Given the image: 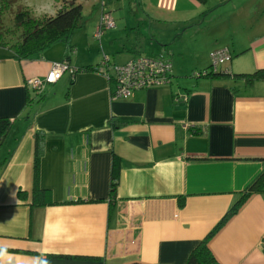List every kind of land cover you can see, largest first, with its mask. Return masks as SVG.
Instances as JSON below:
<instances>
[{
	"label": "crops",
	"instance_id": "0c3cea01",
	"mask_svg": "<svg viewBox=\"0 0 264 264\" xmlns=\"http://www.w3.org/2000/svg\"><path fill=\"white\" fill-rule=\"evenodd\" d=\"M100 5L87 33H73L78 48L33 102L32 122L25 118V79L47 74L68 49L56 42L18 60L0 46V117L13 119L0 146V264H184L264 170V81L183 78L223 47L231 59L220 68H264V26L210 12L209 0ZM102 11L114 26L97 38ZM136 55L169 59V84L112 98L106 74L71 76L105 56L121 64ZM177 94L187 99L176 101ZM35 130L45 135L39 184L53 202L46 205L31 203ZM113 156L120 174L111 198ZM208 246L220 264H264V192L251 194Z\"/></svg>",
	"mask_w": 264,
	"mask_h": 264
},
{
	"label": "trees",
	"instance_id": "16d2710c",
	"mask_svg": "<svg viewBox=\"0 0 264 264\" xmlns=\"http://www.w3.org/2000/svg\"><path fill=\"white\" fill-rule=\"evenodd\" d=\"M57 2L56 11L54 15L42 14L35 16L26 6H20L17 12L13 15V22L18 32L13 29L5 27L4 23L0 20V46L7 47L13 56L18 59H31L47 48L51 47L56 42H62L65 44L68 51L71 53L74 51V46L71 43V37L74 31L82 25V3L78 0H55ZM200 3H204L205 0H198ZM105 0H100L101 4H104ZM105 11H102V14ZM1 14V11H0ZM99 23L98 27H101ZM105 32V31H104ZM104 34V33H103ZM102 34V35H103ZM141 56L136 55L134 57ZM144 56V55H142ZM161 57L162 56H153ZM70 54H67L64 62L67 67L69 66ZM133 58V57H132ZM169 60L167 58H164ZM231 59V53H230ZM170 61V60H169ZM114 65L110 59L96 64H86L84 66L71 69V76L76 72H101L106 74L109 68ZM106 66V69H100V67ZM198 73V75H196ZM109 82L114 84V73H108ZM193 78L212 77V78H231L240 79L245 85H252L257 81H264V68H258L253 71L245 72H231L229 68L222 69L219 66H213L210 62L209 65L203 69L196 70L191 73ZM72 79L69 80L66 87L65 94L67 95L68 87L72 83ZM56 82V81H55ZM26 102L24 105L25 118L30 119L32 122V115L30 114V107L34 103H37L41 97H43V91L26 89ZM110 123L114 126L120 124L110 119ZM13 125V119L8 117H0V146L3 144L6 136L11 130ZM44 140L45 135L39 130L34 132V159H33V187H32V200L33 205H46L53 203L51 200V193L49 190L44 189L39 184V169L40 159L44 152ZM5 160H0V164H3ZM120 174V158L113 156L110 167V179L108 194L111 198H114L116 194V188ZM264 192V170H262L243 191L240 193L238 199L228 208L220 220L214 225V227L194 246L190 251L184 264H220L211 249L208 246L210 238L234 215L238 212L240 207L245 203L248 197L253 193ZM82 201V200H80ZM112 202V199H111ZM184 204V198H179V205ZM51 256H60L52 254ZM134 264V263H132Z\"/></svg>",
	"mask_w": 264,
	"mask_h": 264
},
{
	"label": "built area",
	"instance_id": "2783aa9c",
	"mask_svg": "<svg viewBox=\"0 0 264 264\" xmlns=\"http://www.w3.org/2000/svg\"><path fill=\"white\" fill-rule=\"evenodd\" d=\"M101 27L97 28L94 36L99 38L106 29L114 26V20L109 13L101 15ZM109 60L108 56L104 57ZM213 66H219L230 60V51L227 47L215 49L210 53ZM67 65L64 61L52 63L50 70L44 76H33L25 79V86L30 90L43 91L47 84L57 81ZM105 70L106 66L100 67ZM114 73L112 98H127L134 91L167 85L170 82L172 64L169 60L161 57L137 56L121 64L111 66ZM198 75V73H196ZM108 77V72H106ZM186 94H177L175 100L185 101Z\"/></svg>",
	"mask_w": 264,
	"mask_h": 264
},
{
	"label": "rangeland",
	"instance_id": "374dc122",
	"mask_svg": "<svg viewBox=\"0 0 264 264\" xmlns=\"http://www.w3.org/2000/svg\"><path fill=\"white\" fill-rule=\"evenodd\" d=\"M82 3V25L77 28L74 33L79 30L83 32L84 35L87 33L86 28L91 25L94 16L101 9L100 0H78ZM136 1V0H134ZM213 5L210 12H217L223 15L225 12H232L234 15L230 16V21H236L241 18V21L247 22L248 26H251V23H254V26H264V0H223L222 2L218 0H209ZM218 2V3H217ZM217 3V4H216ZM57 2L55 0H0V20L4 23L5 27L13 29L16 33L18 32L17 28L13 22V15L17 12L20 6H26L33 15L39 16L42 14L54 15L56 11ZM117 9V8H116ZM244 16V17H243ZM244 22L238 23V26H242ZM90 27V26H89ZM74 35V34H73ZM71 37V43L74 46V50L77 47L75 42L74 35ZM75 53V51H73ZM68 51V54H74ZM233 59L236 58V55H233ZM232 59V60H233ZM211 62V61H210ZM190 65V63H189ZM187 65L186 67H190ZM228 65V62L225 64ZM224 64L219 67L225 66ZM187 71L190 78L191 73L196 71L192 68ZM193 78V77H191Z\"/></svg>",
	"mask_w": 264,
	"mask_h": 264
}]
</instances>
